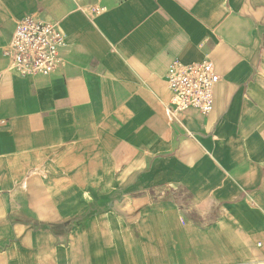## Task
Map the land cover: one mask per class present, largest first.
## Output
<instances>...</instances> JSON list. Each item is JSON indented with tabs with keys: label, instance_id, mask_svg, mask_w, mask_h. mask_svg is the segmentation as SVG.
<instances>
[{
	"label": "crops",
	"instance_id": "0c3cea01",
	"mask_svg": "<svg viewBox=\"0 0 264 264\" xmlns=\"http://www.w3.org/2000/svg\"><path fill=\"white\" fill-rule=\"evenodd\" d=\"M26 15L50 76L8 67ZM175 60L214 63L210 114ZM0 264H264V0H0Z\"/></svg>",
	"mask_w": 264,
	"mask_h": 264
},
{
	"label": "built area",
	"instance_id": "2783aa9c",
	"mask_svg": "<svg viewBox=\"0 0 264 264\" xmlns=\"http://www.w3.org/2000/svg\"><path fill=\"white\" fill-rule=\"evenodd\" d=\"M67 46L64 32L56 24L26 15L17 20L4 56L21 78L50 76L64 65L61 51ZM172 112L195 109L208 115L214 108V88L220 77L210 60L192 65L173 61L166 73Z\"/></svg>",
	"mask_w": 264,
	"mask_h": 264
}]
</instances>
